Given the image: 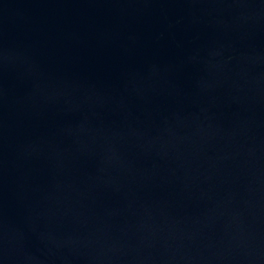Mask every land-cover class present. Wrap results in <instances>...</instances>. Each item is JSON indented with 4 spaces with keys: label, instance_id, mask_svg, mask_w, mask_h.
I'll return each instance as SVG.
<instances>
[{
    "label": "water",
    "instance_id": "95a60500",
    "mask_svg": "<svg viewBox=\"0 0 264 264\" xmlns=\"http://www.w3.org/2000/svg\"><path fill=\"white\" fill-rule=\"evenodd\" d=\"M0 264H264V0H0Z\"/></svg>",
    "mask_w": 264,
    "mask_h": 264
}]
</instances>
